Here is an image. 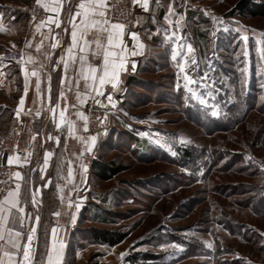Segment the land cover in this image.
<instances>
[{"label":"rangeland","instance_id":"rangeland-1","mask_svg":"<svg viewBox=\"0 0 264 264\" xmlns=\"http://www.w3.org/2000/svg\"><path fill=\"white\" fill-rule=\"evenodd\" d=\"M242 1L264 3L175 0L154 29L135 82L103 112L90 152L117 173L102 182L87 170L67 264H264V17L242 13ZM173 31L200 65L199 75L186 69L196 81L187 87L175 44L163 42ZM96 211L113 223L94 221ZM93 229L127 237L95 244Z\"/></svg>","mask_w":264,"mask_h":264},{"label":"crops","instance_id":"crops-1","mask_svg":"<svg viewBox=\"0 0 264 264\" xmlns=\"http://www.w3.org/2000/svg\"><path fill=\"white\" fill-rule=\"evenodd\" d=\"M53 2L54 0H39V3L37 0H0V185L1 169L4 166H14L16 173H20L19 177L16 176L13 188L0 199V205H4V211L0 213L4 217L0 231H3L5 241L8 239V230L27 235L30 227H36L34 217L38 214L39 227L36 239L33 240L36 251L41 221L49 203L48 198H51V229H57L58 244L63 242L65 245L62 264H67L75 256L72 229L79 225L81 217L78 212L84 205L81 198L76 199V196L85 195L88 180V171L81 167L82 155L85 151L96 148L97 144V140L92 143V136H86L87 102L93 100L105 114L118 107L123 92L131 82H135L140 62L149 51L154 29L169 15L175 2L159 0L157 4V0H148V10L145 11L141 6L143 0L139 3L132 0L135 8L134 21L130 28H125L123 37L129 50L128 70L119 73L118 90H113L111 84H105L102 96L89 88L91 81H86L79 75L78 59L72 63L67 54V49L71 46L69 11L74 15L78 4L83 0H60L62 10L59 13L50 11L48 6ZM32 5H36L39 11L30 10ZM52 16L59 21V27L48 23ZM76 23H80L79 17H76ZM131 33H136L138 38L133 40ZM87 38L93 39L92 30ZM54 44L58 46L53 48ZM141 44L144 45L143 54L131 55V51L138 50ZM92 47L94 49V45ZM7 50L20 52L21 62L14 64L4 61L2 54ZM73 51L77 57L86 55L91 66L99 68L103 63L102 55H93L91 49L87 53H81L79 48H74ZM61 57L64 58L63 61ZM64 62L69 63L67 72L64 70ZM133 62L135 70H132ZM33 71L38 75L32 76ZM109 95H112L115 107L108 102ZM21 99L24 100L23 105L20 104ZM61 110L65 114L63 125L60 124ZM12 116L19 117L23 123V133L16 154L8 157L3 153V142ZM70 124L73 125L72 128ZM49 136L53 139H48ZM48 152L53 155L45 165ZM9 158L12 163H8ZM87 191L86 189L85 193ZM9 192H18V203L10 211L8 205L4 204ZM32 193L36 195L37 204L30 202ZM77 204L79 208L76 207ZM21 208L23 211H20ZM72 216L75 217L74 223L70 222ZM51 229L48 233L49 251L52 243ZM22 242L27 243L26 239ZM9 247L4 241H0V264H7L3 252Z\"/></svg>","mask_w":264,"mask_h":264},{"label":"snow or ice","instance_id":"snow-or-ice-1","mask_svg":"<svg viewBox=\"0 0 264 264\" xmlns=\"http://www.w3.org/2000/svg\"><path fill=\"white\" fill-rule=\"evenodd\" d=\"M39 3V0H37ZM134 3H139L140 0H133ZM175 0H173V3ZM157 4H159V0H157ZM145 11L148 10V0H143L141 5ZM188 6V5H184ZM50 11L53 13H59L62 10V4L60 0H54V2L48 6ZM176 14L175 9L171 8L170 15ZM2 15V13H0ZM76 17L80 18V23H76ZM183 16L181 15V20ZM71 24V46L67 49V54L69 61L75 63L78 59L80 64V72L79 75L83 76L86 81H91L89 84V88L96 91L98 95H104L102 88L105 84H111L113 90H118L119 81V73L122 71H127V56L129 55V50L124 42V34H125V26L122 23H111L110 19L107 15V4L105 0H83L78 4V10L75 11L73 15L71 11H69V21ZM139 22V21H138ZM169 22L172 23L171 19ZM48 23L56 24L57 27L60 26L59 21L55 16L49 17ZM177 24L180 21H176ZM2 30V29H0ZM93 32V39L89 40L88 34L89 31ZM167 33V29L164 30ZM240 31V29H237ZM215 35V33H213ZM132 39L136 40L137 34L131 33ZM175 37V40H173ZM244 41L247 42L248 36L245 35L243 37ZM181 37L176 31L171 33V36H166L163 41L165 44L171 42L175 44V48L172 49L171 60L177 61L176 67L180 70L181 73H184V80L186 81V87L196 81L188 75L186 69L192 68L193 71H197V74H200V65L197 63L194 55V49L191 43L181 44ZM94 45V49L93 46ZM58 44L52 45L53 48L57 47ZM74 48H79L81 53H87L89 50H92L93 55H102L103 63L99 66V68L91 66L88 64V60L86 55L81 54L77 57L74 54ZM186 48V52L183 54V63L178 61V57H181L182 52ZM144 45H139V49L136 51H131V55L135 56L138 54H143ZM244 56H247V51L243 52ZM63 61L64 58L61 57ZM69 67L68 62H64V70L67 72ZM132 70H135V62L132 63ZM242 72H247V69L244 68L241 70ZM28 73L25 72V76L27 77ZM32 76H37L38 73L33 71L31 73ZM209 79L208 72L202 73V81H206ZM98 85V86H97ZM207 87V84H204ZM27 82L25 83V91H27ZM189 92H193L192 88H188ZM37 92H39V84H37ZM63 96V93H61ZM107 100L113 107H115V102L113 101L112 95L107 97ZM201 104H206L207 101L203 99V97H199ZM24 100H20V104L23 105ZM19 114V113H18ZM211 114L213 116H219L220 112L216 108L215 105L212 106ZM60 124L63 125L65 123V114L61 110L60 111ZM70 128L73 125H69ZM86 127V125H85ZM48 139H53V137L49 136ZM96 140L95 136L91 137V141L94 144ZM57 143H59L57 139ZM90 150V149H89ZM53 154L48 152L45 156L44 163L47 165L48 158ZM247 159L251 160L252 157H247ZM8 163H12V159L9 158ZM83 167V165H81ZM44 169H41L43 171ZM16 176L19 177L20 173H16ZM18 196V192H9L8 198L4 201V204L8 205L9 211L11 208L15 207L18 203L16 197ZM32 204H37L38 201L36 199L35 193L31 194ZM79 208V204L76 205ZM4 205H0V213H3ZM23 211V208L20 209ZM59 215V213H57ZM34 221L36 227H30L29 233L27 235L22 234L19 231H11L8 230V239L4 240L3 231H0V241H4L5 244L10 245V247L3 252V256L7 258V264H44V258L46 256V264H62L63 256H64V248L65 245L63 242H57V229H51V250H48V241H47V232L43 233L44 235V248L45 252L41 254V258L39 261L36 260V253L33 247V240L36 239L37 228L39 227L40 216L37 214L34 217ZM4 217L0 214V226L3 225ZM70 222H75V217H70ZM23 239H26L27 243H23ZM208 247H212L211 244H208ZM183 249H181L182 251ZM124 254L121 253V256Z\"/></svg>","mask_w":264,"mask_h":264},{"label":"built area","instance_id":"built-area-1","mask_svg":"<svg viewBox=\"0 0 264 264\" xmlns=\"http://www.w3.org/2000/svg\"><path fill=\"white\" fill-rule=\"evenodd\" d=\"M108 18L111 23H122L125 28H130L134 21L135 8L132 0H106ZM29 9V8H28ZM30 10L39 11L36 5H32ZM4 61L14 64L21 62L20 52L7 50L3 52ZM103 111L95 105L93 100L87 102L86 106V136L91 137L99 134L104 126ZM23 133V123L17 116H12L7 127V133L3 142V153L6 156H14L17 146ZM83 166L86 170H91L94 166V155L87 150L82 158ZM0 199L13 188L16 182V170L14 166L6 165L1 169Z\"/></svg>","mask_w":264,"mask_h":264},{"label":"trees","instance_id":"trees-1","mask_svg":"<svg viewBox=\"0 0 264 264\" xmlns=\"http://www.w3.org/2000/svg\"><path fill=\"white\" fill-rule=\"evenodd\" d=\"M239 8L242 13L247 14L253 18L264 17V3L242 1L239 4ZM184 153L186 155H190L188 154V152H184ZM92 171H94V176L102 182H107V181L112 180V178L117 173V169L111 167L109 163L102 162V160L101 161L95 160ZM47 203H48V206L45 209V212L43 214V219L41 221V226H40V230L38 234V240L36 244V251H35L36 257L35 258L37 261L40 260L41 254L45 252L44 243H43L44 241L43 233L45 231L47 232V241H48V233L52 225L51 214H52L53 209L51 208L52 207L51 198H48ZM260 212L261 211L259 210V212L257 213L260 214ZM110 219L104 218L103 213L99 212V214H97V211H96L95 216L93 217L94 221H98L102 223H113V220H110ZM126 237L127 236L125 233L101 231L98 229L91 230V239L93 243L100 244V245H107L109 247H114V246L119 245L125 240ZM149 259L150 257L147 258V260Z\"/></svg>","mask_w":264,"mask_h":264}]
</instances>
